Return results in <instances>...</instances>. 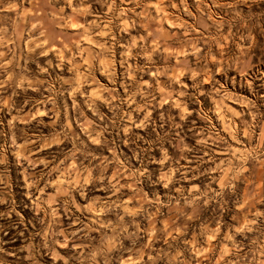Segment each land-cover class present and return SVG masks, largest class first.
Segmentation results:
<instances>
[{
  "label": "rangeland",
  "instance_id": "rangeland-1",
  "mask_svg": "<svg viewBox=\"0 0 264 264\" xmlns=\"http://www.w3.org/2000/svg\"><path fill=\"white\" fill-rule=\"evenodd\" d=\"M0 264H264V0H0Z\"/></svg>",
  "mask_w": 264,
  "mask_h": 264
}]
</instances>
